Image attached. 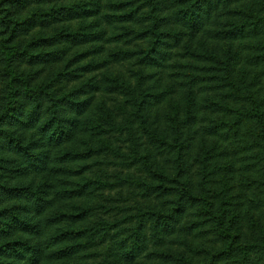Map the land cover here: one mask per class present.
Listing matches in <instances>:
<instances>
[{
    "label": "trees",
    "instance_id": "1",
    "mask_svg": "<svg viewBox=\"0 0 264 264\" xmlns=\"http://www.w3.org/2000/svg\"><path fill=\"white\" fill-rule=\"evenodd\" d=\"M114 185L127 235L92 222ZM115 238L101 264H264V0H0V264Z\"/></svg>",
    "mask_w": 264,
    "mask_h": 264
},
{
    "label": "rangeland",
    "instance_id": "2",
    "mask_svg": "<svg viewBox=\"0 0 264 264\" xmlns=\"http://www.w3.org/2000/svg\"><path fill=\"white\" fill-rule=\"evenodd\" d=\"M27 41L28 39H24L20 44L23 46ZM109 67V75L123 74L129 69L126 65H120L115 68L114 65H110ZM91 163L92 169L86 173L87 178L94 179L95 181L100 180L108 182L110 184L113 183L111 182L112 177H114L113 173H116L118 170L117 161H114V159H101L99 161L93 160ZM97 163H100L101 166H96ZM94 192L92 209L95 210V212L92 222H109L114 224L117 223V225L120 223L118 229L126 231L123 232L125 235L129 232L127 230L132 223L133 217L146 208L144 201L139 199L137 191H134L130 186L114 185L113 189L105 187ZM117 242V238L114 240L107 239V241L89 253L87 263H104L106 261V256L112 253L110 250L116 247L115 244ZM174 250L176 251V247L169 242H166V244L161 247V251L165 253H172ZM139 264L148 263L142 261V263Z\"/></svg>",
    "mask_w": 264,
    "mask_h": 264
}]
</instances>
